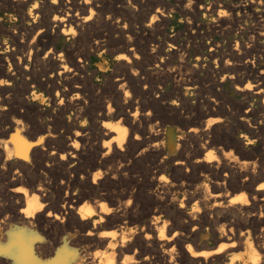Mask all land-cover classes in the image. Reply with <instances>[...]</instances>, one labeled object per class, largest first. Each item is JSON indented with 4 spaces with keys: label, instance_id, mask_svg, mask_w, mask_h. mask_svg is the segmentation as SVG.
Segmentation results:
<instances>
[{
    "label": "bare ground",
    "instance_id": "1",
    "mask_svg": "<svg viewBox=\"0 0 264 264\" xmlns=\"http://www.w3.org/2000/svg\"><path fill=\"white\" fill-rule=\"evenodd\" d=\"M25 1L0 0V8L7 4L17 8L23 7ZM39 1L33 0V4L38 3V7L31 8V14L29 11L26 13V16L32 20L34 29H37L34 30L30 42L26 43L25 40L30 35L28 33L30 29L15 23L14 20L12 29L6 31L12 47L7 56L9 59L5 60L8 66L7 71L3 73L6 77L0 79L5 81L0 84V176L12 173L10 185L22 182L21 176L32 171L33 159L39 154L45 158L47 168L58 160L55 165L62 171V177L54 186L58 193L63 194L62 196L57 194V198L53 195L51 185L45 180L44 170L37 172L38 174L31 172L36 183L27 188L0 186V264H125L126 257L132 258L127 264H214V261L219 264H264V247H261L264 244V188L261 187L264 184V170L259 171L252 166L251 169H247L248 171L243 168L245 170L243 174L239 172L237 174L233 171L236 163L224 160L229 155V151L225 152L220 147L215 159L209 160V153H215L213 149H209L212 135L209 129L212 124L210 122H207L202 130L189 128L187 131H182L181 135L176 134L177 130H167L164 140L160 139L161 141L157 140L160 135L158 126L155 130L142 128L136 131L139 122L146 123L152 118L148 112H140L138 116V110L143 105L128 98L129 95L125 90L128 84L138 81L136 66L140 57L138 58L135 52L134 38L130 34L131 28L123 18L115 19L114 28L111 27L115 36L121 39L118 47L110 49L108 47L110 36L95 31L88 50L99 51L102 60L97 64L98 72L105 77L106 84L114 90V98L107 103L106 111H100V115L117 117L126 125L116 130L107 127L109 125L107 122L98 127L94 121H91L89 127L81 125L78 120L84 115V105L76 95L80 97L88 82L86 52L83 49H73L72 45L61 48L52 46V42L64 36L73 43L87 30H94L101 21L99 6L104 4L105 0H90V2L57 0L55 4L52 0L48 2L46 0V3L43 0L41 4ZM109 1L112 5L120 4L127 10L130 9L129 0ZM180 1L184 2L183 9L192 34L190 37L196 36L198 31V25L192 20V16L201 11L202 14L212 15L218 24L235 19L252 22L251 28L248 29L250 30V35L247 37L248 44L256 38H264V0H235L232 4L221 3L219 0L205 4L203 0H194L190 9L185 7L188 0ZM221 11H226L229 15L221 17L219 15ZM18 12L22 17L25 16V13ZM153 16L155 15L145 23L146 27L153 24ZM33 17L37 19L36 24L34 23L36 19ZM72 31L76 33L74 36ZM235 46L240 50L245 45L236 41ZM235 50L232 55L239 56L240 53L238 51L235 53ZM208 57L216 61L222 58V55L217 56L216 53L210 52ZM34 65H38L41 70L40 80L36 78L35 70L33 71ZM157 67L162 69L165 65ZM241 67L245 70V74L239 81L245 79V83L236 84L234 87L243 97L261 98L260 105L264 106V64L254 55L245 58ZM176 74L172 77L176 78L177 85L185 84V88L195 87L193 83H188L192 75L181 76L179 69ZM249 84L251 88L248 87ZM37 89H43L47 96H40ZM163 98L164 96L160 94L159 99ZM48 102L51 103L52 112L41 107ZM248 107L244 108L241 121L246 122L253 114V109ZM170 108L176 110L173 106ZM47 112L50 113L47 117L51 121L43 122V114ZM63 117H66V121H63ZM59 119L64 127L57 130L54 122ZM120 129H123L122 143ZM94 130H98L102 138L101 145L93 151L95 156H99L98 160L88 159L84 155V150L93 146H90V134ZM77 132L80 135H76ZM137 136L139 139H136ZM129 145L133 146L131 153L128 151V148H131ZM235 146L238 144L235 143ZM161 154L162 157L159 159ZM230 155L232 156V153ZM66 161L71 163L67 167ZM242 162L243 165L248 164L245 161L240 163ZM136 167L140 168L138 177L132 175ZM165 168L176 173L169 179L161 173ZM214 169H225V172L222 175L214 173L211 177L203 173ZM97 172L100 176L96 175ZM161 177H166V180L162 181ZM191 177L198 183L194 184ZM233 178L236 180L235 185L229 186ZM259 179L262 182L252 189L253 183ZM232 191H237V194H232ZM238 191L242 192L238 193ZM241 196L244 199L232 202L234 197ZM33 197L37 199L33 200ZM84 197H88V201L92 203L81 204L80 201ZM29 201H32L33 208L37 209L32 215H28ZM182 203L184 207H181ZM102 204L111 211H101ZM39 205L44 207L40 209ZM85 205L91 207L93 215L87 216L88 209ZM83 208L85 216L81 213ZM57 217L60 219H56ZM157 217L160 220L155 222ZM47 218L52 220L49 221ZM41 220L51 223L54 227L69 226L73 229L76 239L66 237L57 241L54 237L47 238L41 235L37 230ZM165 222L167 227L165 234L161 236L160 229ZM113 224H116L118 230L105 229ZM105 232L117 235L106 237L103 235ZM93 239L96 245L104 247L102 250L105 249L106 253L103 252V256L93 255L92 252L89 254V251L88 253L82 250L75 251L76 241ZM45 243L54 246L53 249L49 247L47 258L42 257V247ZM58 243L60 245H57ZM197 252L205 255L197 256Z\"/></svg>",
    "mask_w": 264,
    "mask_h": 264
},
{
    "label": "rangeland",
    "instance_id": "2",
    "mask_svg": "<svg viewBox=\"0 0 264 264\" xmlns=\"http://www.w3.org/2000/svg\"><path fill=\"white\" fill-rule=\"evenodd\" d=\"M42 1L43 0H40L39 4H41ZM213 1H216V0H203V3L209 4ZM219 1L221 3H231V4L235 2V0H219ZM47 2H48V0H47ZM181 2L182 1H180V0H161V2H160V0H131V2L129 3L130 9H128L129 10L128 11L126 8H124L120 4L112 5L109 0H105L104 4H101L99 6V8L101 10V16H100L101 21H100L99 25L97 24V27L94 30H92V29L87 30L85 32V34L77 37L78 39H76L73 43H71L70 40H67L64 36H62L61 38H56V40L52 42V46H58L61 48V47H70L72 45L73 49H78V50L83 49L86 52L85 66H86V70H87L89 77H88V82H86V86L84 88L83 93L80 94V97L78 95H76L77 99H80L82 101V104L84 105V108H83L84 115L82 118H80L78 120V122L81 125H84V127H89L91 121H94L96 123L95 125H97V127L100 126L101 124H103L104 122L109 123V125L114 124V126H116L117 128H121L122 126L126 125L122 120H119L117 117H106V116L100 115V113H101L100 111H106L107 103L111 102V99L114 98V90L106 84L105 77L98 72V65L97 64L99 61L102 60V57L100 56L99 51H91L90 52L88 50L89 45L93 42L95 31L99 32L102 35L110 36V41L108 44V47L110 49L111 48L114 49V48L118 47L121 44V39L119 40V38L115 36V33H113V30L111 29V27L114 25L113 21L115 19H117V18L122 19L123 18V20L124 21L126 20V22L129 24V27L131 28L130 34H131V37L134 38L133 40H134V44H135V52L137 54V57H140L138 60V64L136 66V69H137V76L136 77L138 78V81L132 82L131 84H128L125 90H127V93L129 95L128 98H130L131 100H133L135 102H138L139 105H143V107L139 108V110H138V113H137L138 116H140V112L141 113L152 112L151 114L153 115V116L149 115L152 118L150 121H148L149 123L148 122H146V123L139 122L137 124L136 131L139 129H142V128L155 130L156 127L158 126L160 129L159 130L160 135L157 138V140L161 141V140H164V134L167 130H172V131L177 130L176 134L178 135V133H179L181 135L182 131H187L189 128H195L198 131L202 130L205 128V124L207 122L211 121V123L213 125L210 124L211 128H209L211 130V134H212L211 138H210L211 144H210L209 149H211V150L213 149L212 151H214L216 155H217V151L219 150L218 149L219 147H220V149H222L225 152L229 151V154L232 153V156L228 155L227 157H225L226 159H224V160L227 162L228 161H230V162L234 161L236 163L233 171L237 172V174H238V172H239V174H243L245 172V170L251 169L252 166H255L259 171H263L264 170V146H263L264 145V116H263L264 115V106L260 105L261 98H258L255 96L243 97V95H241L236 90V88L234 86L236 84L242 85L243 83H245V79H243L242 82L239 81V79L242 76H244V74H245V70L241 67L245 58H251L252 56L255 55L257 58H259L260 62L262 64H264V38H260V37L258 39L256 38L252 43L248 44L247 37L250 35V33H249L250 30H248V29L251 28L252 22L243 21L240 19H237V20L235 19V20H232L231 22H225L223 24H218L212 15H210L209 13L202 14L201 11L196 12L192 16V20L195 22V24L198 25V31H197L196 36L190 37V35H192L191 29H189V27H188V23H187L188 19H186L185 11L183 9L184 2H182V3ZM45 3H46V0H45ZM162 4L164 5V7ZM32 5H33V0H29V1L26 0L23 7H18L21 10L15 6L11 5V4H9V5L7 4V5L0 8V66H1L0 67V79H3L4 77H6L5 74L3 73V72L7 71V66H8V65H6L7 63L5 60L9 59V57H7V56L10 54L11 47H12L10 44V40L7 37L6 31H8V30L10 31V29H12L13 20L15 23H18V24L20 23L21 26L26 27L28 30L30 29V31H28V33L31 36L30 35L27 36L28 39L27 38L25 39L26 43L30 42V40L32 39V37L34 35L33 33H35V31H37V29L36 28L34 29L33 24L31 23L32 20L30 18H28V16H26V13L32 8L31 7ZM9 6H11V7H9ZM136 6H137V8H136ZM156 7L157 8L159 7L158 8L160 10L159 12L157 11ZM162 9H164V10H162ZM18 11L25 13V16L22 17L20 15V12H18ZM33 11H35V9H33ZM157 13H158V15H157ZM163 14H164V16H163ZM138 15H139V17H138ZM152 15H155V16L157 15L156 16L157 20H155L153 22V24L146 27L145 23H147L148 19ZM203 15H204V17H203ZM12 16H14V17H12ZM22 20H23V22H22ZM108 20L109 21L111 20V21L109 22ZM111 22H113V23H111ZM34 23L35 24L37 23V19ZM241 24H242V26H241ZM100 25H101V27H100ZM29 27H31V28H29ZM215 27H217V28H215ZM113 28H114V26H113ZM224 30H225V32H224ZM240 30H242V31H240ZM145 32L147 35L145 34ZM90 34H93V35H90ZM5 41H7V44H8L7 47H6L7 44H5ZM186 41H187V43H186ZM236 41L238 43L242 42L243 45H245V46H243L242 49H240L241 51L237 50V47L235 46ZM250 46H252V47H250ZM153 48H155V51H153ZM233 49L234 50L236 49L235 53H236V51H238L240 53L239 56L238 55H236V56L232 55V52H234ZM210 52L216 53L217 56L222 55V58L216 59V61H215L214 58L208 57V54ZM42 55H43V53H42ZM184 55H185V57H184ZM164 57H167V58L165 59ZM148 63H149V65H148ZM163 64L165 65L164 68L160 69L159 67H157L158 65L162 66ZM178 66H180V67H178ZM12 68L13 67L11 66V69ZM182 68H183V70H181ZM139 69H141V70H139ZM173 69H175L176 71H173ZM177 69L180 70L181 76H189L190 77L192 75L191 81L188 83H193V86H195L194 88H191V87L185 88V86H186L185 84H178V85L176 84V78H173L172 76L177 75L176 74ZM166 70L168 72H166ZM33 71L35 72L36 78L38 80H40L42 76H41V72H40L41 70H40L39 66L34 65ZM155 72H157V73H155ZM10 73H11V70H10ZM213 73H215V74H213ZM166 74H167V76H166ZM228 76H230V77H228ZM231 77L233 79H231ZM196 79H198V80H196ZM193 81H195V82H193ZM232 81H234V82H232ZM174 87H175V89H174ZM184 92H186V93H184ZM216 92H218V93H216ZM37 93L40 96H44V95L47 96L43 89H37ZM160 94L164 96V98L162 99L163 101L161 99H159ZM95 97H97V98H95ZM141 101H142V103H141ZM173 101H175V103H173ZM93 106H95V107H93ZM171 106H173L176 110H172L170 108ZM41 107H42V109L46 108L49 112H52V107H51L50 102H48V104H45ZM247 107L253 109V114L251 115V117L249 119L246 120V122L241 121L240 120L241 115H242L243 111L245 109H247ZM94 108H96V109H94ZM234 108H235V110H234ZM206 110H208V111H206ZM49 112H47V114H43V117H44L43 122H48L50 120L49 117H47L50 114ZM1 119H2V117H1ZM60 120L61 119L54 122L55 128L57 130L63 129V127H64L63 123ZM155 120L157 123L155 122ZM63 121H66V117H63ZM60 123L62 125H60ZM248 123L250 124V126ZM152 124H154V125H152ZM210 125H209V127H210ZM223 125L226 127H224ZM213 126H214V128H213ZM228 127H230V128H228ZM252 127H254V128H252ZM169 128H171V129H169ZM215 129H216V131H215ZM248 132H250V134H247ZM97 133H98V130H94L91 132L92 136L90 134V146H92V145L93 146L91 149L86 148L84 150V155H86L88 159L98 160V158H99V156H95L93 153V151L96 150L95 148L100 146L102 143V138L100 137L99 133L98 134ZM108 137H106V138L108 139ZM245 137H247V139H245ZM2 138H4V137H2ZM233 139H235V140H233ZM249 141H255V143H248ZM188 142H190V141H188ZM202 142L204 143L203 140H202ZM235 143H237L238 146H235ZM228 144H231V145L229 146ZM228 146H229V148H228ZM129 147H131V148H128V151L131 153L133 151V146L129 145ZM230 147H232V148H230ZM256 151H258V152H256ZM89 155H91V157ZM233 155H234V157L236 156L235 159L231 158V157H233ZM160 157H162V154L159 156V159H160ZM56 161H58V160H55V162ZM241 161L247 162L248 166L245 163H244V165H246V166H244L243 162L240 163ZM45 162H46L45 158H43L42 155L37 154L35 156V158L33 159L32 165H34V166H32L33 169L31 172L38 174L44 170L45 171V175H44L45 180L46 181L48 180L47 182L51 185V190L53 191L52 192L53 195L56 198H57V194L62 196L63 193L62 192L58 193V191L56 190V187H55L56 184L59 183V179L62 177V171L56 167L55 162H52L50 167H48V168L45 166ZM253 163H256L258 166L256 164H253ZM70 164H71L70 162L66 161L65 166L67 167ZM259 165H261V166H259ZM137 168H139V167H136L133 169L132 175L138 177L140 174V168L139 169H137ZM243 168H245V170ZM49 169H50V171H49ZM135 169L137 171H134ZM223 170H221V169L215 170L214 169L211 172H203V173L207 174L208 177H211L214 173L218 174V175H222L225 172V169H223ZM233 171H232V175L234 174ZM31 172L29 174L26 173V175L23 174L21 176V181L23 180L22 181L23 183L18 182V183H15V185H10L11 179L13 178L12 173H10V175L7 174L4 176H0V186L4 187V188L7 186L8 187H20L21 186L23 188H27L29 185L36 183L34 181V178H32L34 175L31 174ZM161 173H162V175H164L170 179L176 172H174L171 169L165 168L161 171ZM194 179L195 178L191 177V180L194 184L198 183V181H196V179L195 180ZM235 182H236V180L233 178L232 181L230 182L229 186H234ZM261 182H262V180H260V179L258 181L256 180L252 185V189H254ZM1 183L3 184V186ZM5 183H7V184H5ZM54 184H55V186H54ZM122 187L127 188V186L126 187L121 186V188ZM128 189H129V187H128ZM240 192H242V191H238V193H240ZM76 194H77V192H76ZM232 194H237V191H232ZM56 198H55V200H57ZM80 203L86 204V203H92V201L89 202L88 197H84V198H82ZM263 209H264V207H263ZM47 219L49 221L52 220L50 218H47ZM38 224H39V227L37 226V230H39V233L41 235H43L47 238H50V237L53 238L54 237L55 239H57V241H60L66 237L76 239V236H74L73 229L67 225H65L63 227L62 226L54 227L53 225H51V223H47L45 220H43V221L41 220ZM113 225L116 226V224H113ZM113 225L109 226L108 228H105V229H107V230H118L117 229L118 227L117 226L115 227ZM67 232H69L68 233L69 235L67 234ZM59 243L57 245H60ZM49 247L51 249L54 248V246H51L48 243H45L44 246L42 247V257L43 258L49 257V254H46L47 251L50 249ZM75 248H76L75 251H81L82 250L85 253H88V251H89V254H91V252H92L93 255H97V256H99V254H100V256H103L104 255L103 252L106 253L105 249L102 250V248H104V247L96 245L94 239L91 241L78 240L75 242L74 249ZM45 249H47V250H45ZM99 252H101V253H99ZM214 264H219V263L214 261Z\"/></svg>",
    "mask_w": 264,
    "mask_h": 264
},
{
    "label": "clouds",
    "instance_id": "3",
    "mask_svg": "<svg viewBox=\"0 0 264 264\" xmlns=\"http://www.w3.org/2000/svg\"><path fill=\"white\" fill-rule=\"evenodd\" d=\"M88 2H90V0H88ZM130 2H131V0H129V3H130ZM193 2H194V0H188V3H187V5H185V7H187V8L190 9L191 6H192V4H193ZM52 3L55 4V3H56V0H52ZM37 6H38V3H35V4L32 5V8H36ZM157 11L159 12L160 10L157 9ZM29 14H31V9L29 10ZM93 14L95 15V13H93ZM219 15H220L221 17H224V16H228L229 13L226 12V11H221V12L219 13ZM57 18H58V17H57ZM33 19H36V17H33ZM88 19H91V17H88ZM152 20H153V21L157 20V17H156V16H153V17H152ZM75 34H76V33H75L74 31H72V35L74 36ZM129 39H131V37H129ZM5 44H7V41H5ZM153 51H155V48H153ZM61 58H63V55H61ZM138 58H139V57H138ZM68 70L70 71V69H68ZM3 83H5V81L0 80V84H3ZM248 87L251 88L252 86L249 84ZM58 94H59V93H57V95H58ZM173 103H175V101H173ZM110 110H111V109H110ZM150 114H151V113H149V115H150ZM210 123H211V121H210ZM120 132H121L120 140H121V143H122V142H123V129H120ZM76 135H80V133L77 132ZM136 139H139V137L137 136ZM245 139H247V137H245ZM249 143H255V141H249ZM76 146L79 147V145H76ZM229 155H230V154H229ZM9 158H11L10 155H9ZM61 158L63 159V157H61ZM232 158L235 159V157H232ZM208 159H209V160H212V159H215V158L209 153V155H208ZM96 175H97V176H100V173L97 172ZM261 187L264 188V184H262ZM239 199H244V197L241 196V197H239ZM33 200H35V197H33ZM38 207H39L40 209H42V208L44 207V205H39ZM35 210H37V209L33 208V202H32V201H29L28 215H32L33 211H35ZM51 215H52V213H51ZM88 234L90 235L91 233H88ZM161 236H163V232H162V231H161ZM261 247H264V244H262ZM259 258H260V257H259V254H257V259H259ZM131 260H132L131 257H126V258H125V264H127V262H128V261H131Z\"/></svg>",
    "mask_w": 264,
    "mask_h": 264
},
{
    "label": "snow or ice",
    "instance_id": "4",
    "mask_svg": "<svg viewBox=\"0 0 264 264\" xmlns=\"http://www.w3.org/2000/svg\"><path fill=\"white\" fill-rule=\"evenodd\" d=\"M56 3H57V0H56ZM37 7H38V6H37ZM57 19H60V18L58 17ZM107 127L111 128V129H113V130H116V129H117V127L114 126V125H108ZM210 154L215 158V153H211V152H210ZM161 180H162V181L166 180V177H161ZM18 191H23V190H18ZM35 199H37V198L35 197ZM237 200H239V197H234L232 202L235 203ZM181 207H184L183 203L181 204ZM85 208L88 209V211H87V216H91V215H93V213H92V211H91V207H90L89 205H85ZM100 209H101V211H105V212H110V211H111L106 205H103V204L100 205ZM194 210H195V208H194ZM84 212H85V209H84V208L81 209V213H82V215H84ZM48 215L51 216V213H48ZM84 216H85V215H84ZM56 219H60V218L57 217ZM159 220H160V218L157 217L155 222H158ZM166 227H167V222H165V223H164V226L161 227V229H160V232L162 231V232H163V235L165 234V228H166ZM90 235H92V234H90ZM103 235L106 236V237H108V236L113 237V236H116L117 234H116V233H111V232H105V233H103ZM167 238H168V237H167ZM196 255H197V256H201V255H205V254H204V253H199V252H197Z\"/></svg>",
    "mask_w": 264,
    "mask_h": 264
}]
</instances>
